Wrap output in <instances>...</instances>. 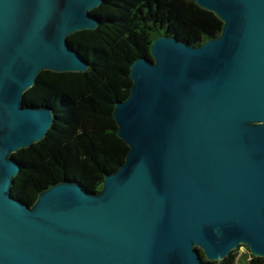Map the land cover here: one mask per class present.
<instances>
[{"label": "water", "instance_id": "water-1", "mask_svg": "<svg viewBox=\"0 0 264 264\" xmlns=\"http://www.w3.org/2000/svg\"><path fill=\"white\" fill-rule=\"evenodd\" d=\"M223 22L199 46L152 42L116 102L125 161L98 193L62 180L33 206L12 194L13 154L52 111L26 105L43 71L84 73L69 44L103 0H0V264H212L264 258V0H194ZM205 259L201 257V253Z\"/></svg>", "mask_w": 264, "mask_h": 264}, {"label": "trees", "instance_id": "trees-1", "mask_svg": "<svg viewBox=\"0 0 264 264\" xmlns=\"http://www.w3.org/2000/svg\"><path fill=\"white\" fill-rule=\"evenodd\" d=\"M91 13L99 21L97 29L68 38L88 63L87 71H43L24 94L26 105L45 106L53 113L46 136L13 154L20 169L12 194L30 206L40 191L62 180L98 193L105 175L124 163L128 147L117 136L112 113L115 103L130 94L131 64L140 58L152 60L155 38L169 36L199 46L218 37L223 28V22L194 0H103ZM245 248L241 260L237 249L212 264H264V258Z\"/></svg>", "mask_w": 264, "mask_h": 264}, {"label": "rangeland", "instance_id": "rangeland-1", "mask_svg": "<svg viewBox=\"0 0 264 264\" xmlns=\"http://www.w3.org/2000/svg\"><path fill=\"white\" fill-rule=\"evenodd\" d=\"M246 255H247V250H246L245 246L240 247L239 248V254H238L239 260H241L242 256H246Z\"/></svg>", "mask_w": 264, "mask_h": 264}]
</instances>
